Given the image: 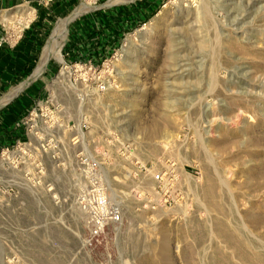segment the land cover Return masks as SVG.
<instances>
[{"label":"rangeland","instance_id":"1","mask_svg":"<svg viewBox=\"0 0 264 264\" xmlns=\"http://www.w3.org/2000/svg\"><path fill=\"white\" fill-rule=\"evenodd\" d=\"M109 1L0 0L33 73L84 9L16 95L0 264H264V0Z\"/></svg>","mask_w":264,"mask_h":264},{"label":"crops","instance_id":"2","mask_svg":"<svg viewBox=\"0 0 264 264\" xmlns=\"http://www.w3.org/2000/svg\"><path fill=\"white\" fill-rule=\"evenodd\" d=\"M41 35V29L33 26L31 30L24 33L15 47L0 49V98L18 81L24 78L27 80L28 76L34 72ZM15 99L16 96L6 102L7 105L0 102V146L11 145L21 137V130L15 125L22 116L18 114L22 110L23 102ZM5 106H7L5 110H1Z\"/></svg>","mask_w":264,"mask_h":264},{"label":"bare ground","instance_id":"3","mask_svg":"<svg viewBox=\"0 0 264 264\" xmlns=\"http://www.w3.org/2000/svg\"><path fill=\"white\" fill-rule=\"evenodd\" d=\"M126 1H128V0H110L107 4L108 5H116V4H119V3L126 2ZM83 11H84V9H79L74 14L72 13L69 16V18H67L66 20L60 21V22L57 23V25H56L53 33H52V36H51L50 40L48 41V43H47V45H46V47L44 49V52H43V55H42L41 60L39 62V65L37 67V70H36L35 73H33L34 76H37V73L44 67V65L46 64V62L49 59L55 58L56 60H58V62H62L63 61L62 57H61V54H60V50H61V47H62L63 42L65 40L66 24L69 23L70 19H72L75 16L79 15ZM199 15H201V17L203 19H208L210 17V13H209V10H208L206 4L202 5L201 13ZM24 83H22L21 85L16 86L13 89H11L6 94L4 99L1 101V104H4V103L8 102L14 96H16L24 88ZM79 109H81V107H79Z\"/></svg>","mask_w":264,"mask_h":264},{"label":"water","instance_id":"4","mask_svg":"<svg viewBox=\"0 0 264 264\" xmlns=\"http://www.w3.org/2000/svg\"><path fill=\"white\" fill-rule=\"evenodd\" d=\"M110 6H113V5H108V4H106V5H104V6H102L101 8L103 9V8H108V7H110ZM77 16H79V15H77ZM77 16H75L74 18H72V19H70V21L69 22H71L72 20H74ZM69 18V17H68ZM40 76V75H39ZM37 77L38 76H34V74H32L29 78H27V80H26V82L24 83V88H26L29 84H31L34 80H36L37 79ZM15 97V96H14ZM8 103H6L5 105H7ZM4 106V105H3Z\"/></svg>","mask_w":264,"mask_h":264},{"label":"built area","instance_id":"5","mask_svg":"<svg viewBox=\"0 0 264 264\" xmlns=\"http://www.w3.org/2000/svg\"><path fill=\"white\" fill-rule=\"evenodd\" d=\"M156 180H158V182H160V181H161L160 177H157V178H156Z\"/></svg>","mask_w":264,"mask_h":264}]
</instances>
